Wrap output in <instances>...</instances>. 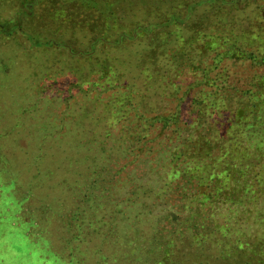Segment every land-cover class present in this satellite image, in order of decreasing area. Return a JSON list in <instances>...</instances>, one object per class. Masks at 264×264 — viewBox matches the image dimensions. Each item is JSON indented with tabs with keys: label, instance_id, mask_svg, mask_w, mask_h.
<instances>
[{
	"label": "rangeland",
	"instance_id": "374dc122",
	"mask_svg": "<svg viewBox=\"0 0 264 264\" xmlns=\"http://www.w3.org/2000/svg\"><path fill=\"white\" fill-rule=\"evenodd\" d=\"M22 1L0 0V264H168L173 217L214 218L188 214L207 166L264 132V0L92 51L71 0Z\"/></svg>",
	"mask_w": 264,
	"mask_h": 264
},
{
	"label": "trees",
	"instance_id": "16d2710c",
	"mask_svg": "<svg viewBox=\"0 0 264 264\" xmlns=\"http://www.w3.org/2000/svg\"><path fill=\"white\" fill-rule=\"evenodd\" d=\"M26 1L32 5L36 3L23 0L21 5ZM60 1L64 4L66 0ZM228 1L71 0L72 16L67 19L70 22L60 25L62 28L69 25L70 30H77L81 26L83 29L80 31L93 36L88 46L90 51L94 46L104 47L108 41L106 35L112 32L118 33L115 44L123 42L116 47L124 48L135 36L138 39L144 32L156 31L169 24L179 26L178 23H183L194 10L216 2L232 3ZM59 11L61 8L56 9V13ZM24 14L23 9L19 10L15 27L21 26L20 19ZM255 119L264 130V118L257 113ZM254 136L251 151H233L229 154L228 160L233 158V163L225 162L221 173L227 176L223 180L218 178L220 176L214 178V167L207 166L208 174L199 180V186L204 190L189 198V210L192 211L188 213L189 218L201 213L206 199H209L210 213L214 218L198 222L173 217L176 227L171 237L163 240L165 248L156 249L153 255L155 261L165 259L169 260L168 264H264V132ZM253 153L254 156H249ZM247 198L249 204L244 207L239 200ZM223 199L230 200L229 204L220 203ZM183 224L185 227L182 229ZM156 238L154 240L158 242Z\"/></svg>",
	"mask_w": 264,
	"mask_h": 264
}]
</instances>
